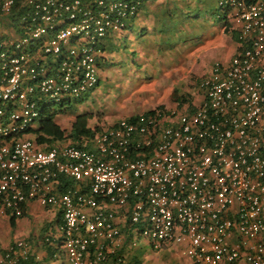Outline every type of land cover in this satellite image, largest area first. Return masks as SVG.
Segmentation results:
<instances>
[{"label": "built area", "instance_id": "built-area-1", "mask_svg": "<svg viewBox=\"0 0 264 264\" xmlns=\"http://www.w3.org/2000/svg\"><path fill=\"white\" fill-rule=\"evenodd\" d=\"M142 3L0 0L12 19L0 33V214L58 209L44 241L68 264H127L135 235L177 247L187 264H264V0H216L236 46L199 80L193 109L94 124L81 146L45 149L29 136L43 106L96 89L106 40ZM39 258L19 239L0 264Z\"/></svg>", "mask_w": 264, "mask_h": 264}, {"label": "rangeland", "instance_id": "rangeland-1", "mask_svg": "<svg viewBox=\"0 0 264 264\" xmlns=\"http://www.w3.org/2000/svg\"><path fill=\"white\" fill-rule=\"evenodd\" d=\"M139 13L142 16L130 21L124 32L106 40L108 57L100 68L96 89L81 100L62 106L51 104L54 118L62 127H69L75 115L82 112L92 113L91 122L106 124L158 106L182 110L189 102L197 104L199 80L216 57L229 55L233 37L222 31L224 24L218 17L216 0H152ZM11 26V18L0 17V33H7ZM182 98L189 102L180 105ZM70 143L62 141L61 145ZM55 212L48 211V217L34 221L31 228L22 220L14 228L7 219L2 220L0 253L8 242L35 239L34 227L38 224L50 222L56 231ZM134 240L135 250L149 263L156 261L155 256L160 258V249L152 248L143 237L135 235ZM57 260L65 261L62 252Z\"/></svg>", "mask_w": 264, "mask_h": 264}, {"label": "crops", "instance_id": "crops-1", "mask_svg": "<svg viewBox=\"0 0 264 264\" xmlns=\"http://www.w3.org/2000/svg\"><path fill=\"white\" fill-rule=\"evenodd\" d=\"M222 31L223 32L226 31L227 34H229L228 31H227V28H224L223 26H222ZM235 46H236L235 40H234V38H232V45H231V48L229 50V55L222 54V58H217L216 57L214 60H220V61H223V62L229 61L230 57L234 53ZM211 65H212V63H211ZM210 67H209L208 71L210 70ZM91 120L92 119H90L88 122L90 124L89 126L92 127L97 121H92L91 122ZM115 121L116 120L111 121V122H107L106 124H111V123H113ZM72 122H73V120H72ZM72 122L69 123V126H71L70 124ZM52 209L56 210V212L53 213L52 216L55 218L56 225H57V223H59V221H60V213H59L58 209H56V208H45V207H42L39 204L33 202V203H29L26 206V211L24 213V216H22L20 218H17V219L15 218V227H17V225H18V223H19L18 221L22 220L24 222H27V226L29 228H31V227L34 226V224H33L34 221H36L38 219L42 220L43 218L48 217L47 212L48 211L50 212V210H52ZM10 218L11 217L4 216V215L0 214V222H2V220L7 219L8 223L10 224ZM49 223L48 224L47 223L38 224L37 227H34L35 229L34 228L33 229L35 230V232L33 234V237L35 236L36 238L33 239V240H29V241L31 242L32 247L34 248V251L40 257L39 258V262L41 264H68L66 262V259L62 263L57 260L59 255L57 254V249L58 248H57L56 243H54V242L47 243V242L44 241V238L47 235H55L56 234V231L54 230V227L52 226V224L49 225ZM50 228H51V230H50ZM121 233H122L123 244L124 245L128 244L129 241H130L131 235H130V233H128V230L125 228V225H122V224H121ZM51 239H54V238H51ZM8 244H9V242L7 244H5L4 248ZM4 248H3V250H4ZM42 249H45V251L42 252ZM3 250L0 253V257L4 253ZM159 252H160V254H159L160 258H157L155 256V260L156 261H154L153 263H149V261L147 260L146 257H141L139 255V253H137V251L135 250L134 247L129 248L128 250H126V252L124 253V257H125V261H126L127 264H187V260L184 259L179 254L177 247H175L173 245H169V246L166 245L163 248H161L159 250Z\"/></svg>", "mask_w": 264, "mask_h": 264}, {"label": "trees", "instance_id": "trees-1", "mask_svg": "<svg viewBox=\"0 0 264 264\" xmlns=\"http://www.w3.org/2000/svg\"><path fill=\"white\" fill-rule=\"evenodd\" d=\"M151 1L152 0H142L143 3L140 9L143 8L147 9V3ZM107 57H108V50H106L104 57H102L100 61L101 66L105 62ZM119 62L121 61H118L117 64H119ZM187 102H189L187 98H182L179 100L180 105ZM189 105L191 109L194 108L193 103L189 102ZM156 109H164V108H162V106H158L157 108L147 110L143 113H149ZM54 115L55 113L52 112L48 106L47 107L43 106L35 125L29 128L28 130L29 136L33 138L38 144L42 145L45 149L50 148L52 146H57V145L60 146L62 141H67V140L71 141L70 144L81 146L83 143V138L86 135L92 133V129H91L92 127L89 126L90 124L88 122L90 119L93 118L92 113L82 112L76 114L73 122L70 124L71 126H69L68 128L62 127L54 118ZM95 126H99V124L95 123ZM64 129H69V131ZM10 225L12 228L15 227V218H10Z\"/></svg>", "mask_w": 264, "mask_h": 264}]
</instances>
